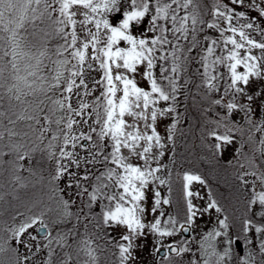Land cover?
I'll use <instances>...</instances> for the list:
<instances>
[{
    "label": "snow or ice",
    "instance_id": "1",
    "mask_svg": "<svg viewBox=\"0 0 264 264\" xmlns=\"http://www.w3.org/2000/svg\"><path fill=\"white\" fill-rule=\"evenodd\" d=\"M0 264H264V0H0Z\"/></svg>",
    "mask_w": 264,
    "mask_h": 264
}]
</instances>
